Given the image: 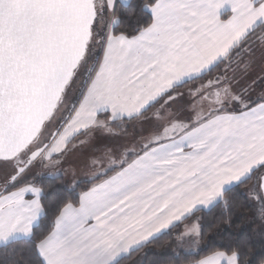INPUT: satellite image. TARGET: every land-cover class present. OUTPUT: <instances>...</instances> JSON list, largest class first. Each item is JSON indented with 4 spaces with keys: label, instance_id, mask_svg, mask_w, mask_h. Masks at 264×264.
I'll use <instances>...</instances> for the list:
<instances>
[{
    "label": "snow or ice",
    "instance_id": "1",
    "mask_svg": "<svg viewBox=\"0 0 264 264\" xmlns=\"http://www.w3.org/2000/svg\"><path fill=\"white\" fill-rule=\"evenodd\" d=\"M257 42L264 0H0V246L29 253L15 264H121L241 198L264 220V96L228 75ZM136 123L138 141L94 148L84 181L45 189L76 142ZM217 236L198 264H264L250 238Z\"/></svg>",
    "mask_w": 264,
    "mask_h": 264
},
{
    "label": "trees",
    "instance_id": "2",
    "mask_svg": "<svg viewBox=\"0 0 264 264\" xmlns=\"http://www.w3.org/2000/svg\"><path fill=\"white\" fill-rule=\"evenodd\" d=\"M260 31V29H257V35H259ZM194 83L197 84L200 83V81ZM188 86H193V83L185 85V88ZM252 182L253 181H250L249 184ZM65 183L67 182L64 177L59 180H53L51 176L43 177V185L46 190L54 189L56 185H62ZM88 186L89 185L85 183L81 184V188ZM246 187H248V185H241L240 191ZM253 210L254 206H249L248 203L241 198L237 203L233 204L230 213L224 209L222 204L212 208L210 211L204 210L197 212L196 216H200L201 223L205 226L204 239L202 240L201 247L197 251H174L176 239L179 236V230L183 224L178 223L175 227L170 228L152 239L150 242L144 244L143 247L133 251L130 255L121 260V264H196L199 260L211 255L212 251L224 250L219 247V244L227 243V239L221 240L220 237L217 236L216 244L209 245V237L216 236L217 232H223L226 238L228 236L250 238L251 244L254 245L252 247L253 252L264 250V245H261V243L255 239L250 226L247 224L248 216ZM222 213L224 214L223 217L221 215ZM195 217L184 220V222ZM50 220L51 213H49V220L44 221L41 228L42 232L48 230ZM209 225H211V227H209ZM27 247L28 246L23 243L15 244L7 248L0 246V264H15L18 260H26L29 256Z\"/></svg>",
    "mask_w": 264,
    "mask_h": 264
},
{
    "label": "rangeland",
    "instance_id": "3",
    "mask_svg": "<svg viewBox=\"0 0 264 264\" xmlns=\"http://www.w3.org/2000/svg\"><path fill=\"white\" fill-rule=\"evenodd\" d=\"M253 39H255V37ZM239 59L243 62L239 63V66L234 63L228 72L229 76H235V79L232 80V88L238 93H243L245 97L250 98L252 101H258L261 96H264V46H261V44L257 42L253 45V50L250 54L246 53ZM223 67L222 65V68ZM186 88L184 89L185 91L188 89ZM118 129L121 131L122 136H125V133L130 129V124L127 126L121 125L119 128H116V130ZM122 141L124 140L122 139ZM42 169L41 167H37L34 171L40 173ZM0 183H2V181H0ZM197 217L200 218V216H196L181 226L179 236L174 246L175 252L179 250L192 252L197 251L201 247L202 241L199 245H196L193 243L192 239L184 235L187 227L190 226L191 223H195ZM247 224L250 226L253 236H255L258 242L264 239V220L260 219L256 206H254V210L248 216Z\"/></svg>",
    "mask_w": 264,
    "mask_h": 264
},
{
    "label": "crops",
    "instance_id": "4",
    "mask_svg": "<svg viewBox=\"0 0 264 264\" xmlns=\"http://www.w3.org/2000/svg\"><path fill=\"white\" fill-rule=\"evenodd\" d=\"M230 15H231V12L230 10H228L224 13V16H222V19L228 18L230 17ZM189 87L191 86H188L187 88L189 89ZM127 125L125 124V126ZM144 127H147V126L145 125ZM114 130H115L116 136H108L107 134H104V133H96L94 136L91 137L89 143H85L84 145L81 146L79 145L78 142H76L77 147L75 148V150L68 152V154L63 157L62 163L60 165V169H58L59 171L63 172V177L67 183H71L74 179L84 181L86 177H89L91 175V170L87 169L85 167V164L87 162L89 155L94 150V148L100 147L102 145L113 146L119 143H130V142L138 141L140 139V133L142 129L139 123H136L135 127H133L132 124H130V129L127 133H125V136L124 135L122 136L121 131L119 129L116 130V128H114ZM117 137H120V138L118 139ZM122 139L124 141H122ZM55 171L57 170L43 168L40 173L41 174L52 173ZM26 198H29V197H26ZM178 223L184 224L186 222L182 220V221L176 222V224ZM169 229H164V230H161L160 233L154 234V238ZM154 238H150V241ZM196 264H198V262Z\"/></svg>",
    "mask_w": 264,
    "mask_h": 264
}]
</instances>
